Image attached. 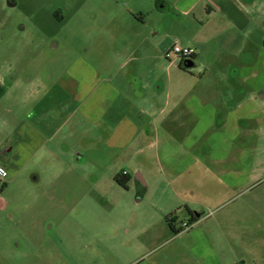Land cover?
<instances>
[{
	"label": "rangeland",
	"instance_id": "1",
	"mask_svg": "<svg viewBox=\"0 0 264 264\" xmlns=\"http://www.w3.org/2000/svg\"><path fill=\"white\" fill-rule=\"evenodd\" d=\"M5 1L0 0V78L8 90H0V162L8 176L0 190V264H159L164 254L185 249L179 239H167L163 207L153 186L137 201L134 183L128 190L112 180L124 170L133 182L142 167L158 177L156 182H165L155 146L135 154L137 146L125 149L116 144L124 139L115 136L118 131H111L112 124L131 106L117 97L111 108L115 116L101 118L95 127V115L81 117L73 110L77 100L71 96L72 78L93 81L98 71L104 77L147 75L137 81L156 91L153 78L158 76L164 94L175 70L168 64L177 58L166 59L163 53L173 40H188L202 51V59H209L203 41L211 37L210 44L219 46L225 35H209L201 29L204 17L183 15L174 0H14L12 7ZM258 6L254 39L264 49V3ZM191 69L198 74V66ZM38 78L43 82L38 96L47 91L51 96L53 124L48 130L63 124L59 141L54 138L46 150L33 155V134H24V141L11 128L15 119L36 125L38 115L31 108L37 94L31 92L29 81ZM59 95L64 108L57 106ZM148 133L149 139L162 138L160 132ZM211 133L213 142L225 138L220 131ZM235 134V142L248 156L237 185L226 183L215 163L210 168L201 162L188 164L193 168L184 177L194 191L204 189L211 197L204 208H195L207 220L196 226L195 234L225 237L228 254L236 256L250 254L252 239H258L264 253V128ZM172 150L177 157L204 152L200 146L191 149L178 143ZM175 167L183 171L187 165ZM24 235L34 239L28 241Z\"/></svg>",
	"mask_w": 264,
	"mask_h": 264
},
{
	"label": "crops",
	"instance_id": "2",
	"mask_svg": "<svg viewBox=\"0 0 264 264\" xmlns=\"http://www.w3.org/2000/svg\"><path fill=\"white\" fill-rule=\"evenodd\" d=\"M5 2L9 7L15 3L14 0ZM173 3L177 10L183 12V15L204 17L205 21L201 29L204 28L202 30L209 35L221 32L220 34L225 35L224 43H220L219 46L211 45L208 40L211 37L205 39L204 54L206 56L210 54V56L209 59H202V51L195 45L190 44L188 40L184 44L179 42L184 46L193 47L195 54L189 58L192 60L190 66H187L190 64L186 61L188 59L177 58L169 62L168 68L175 70L174 76H170L171 81L168 82L164 94L161 91L163 84L160 83L158 76L153 79L156 82V89L160 91H149L146 81V83L137 81L148 77L147 75L140 77L135 74L133 78H125L112 73L104 77L98 71L93 81L76 75L72 78L75 89L71 96L77 100V106L73 110L81 117L95 115L97 121L94 122V126L96 127L101 118L107 115L115 116L111 108L117 97L125 99L131 109L126 114L123 113L125 116L121 119L122 124L120 120L117 124H112L111 128V131H118L116 137L124 139L122 143L116 144H120L118 146L125 149L137 146L135 154H141L148 148L156 147L158 162L162 161L164 164L160 172L165 182L164 180L156 182L158 177L151 171L146 172L142 167L135 173L133 182L128 172L123 173L124 170L112 175V180L116 182L115 176H120L125 180L126 187L123 188L128 190L134 183L135 190L139 194L137 201L143 199L150 187L153 186L152 188L155 189L157 201L163 207L160 212L164 215L167 239H179L185 244V249H176L164 254L165 262L169 261V264H264V253H260L262 243L258 239H252L253 251L250 254L248 252L236 256L228 254L225 237L204 233L195 234L196 226L207 223V220L199 217L195 208L197 206L204 208L211 197L207 196L208 193L204 189L194 191L189 178L184 177L193 168L188 164L201 162L210 168V164L215 163L214 169L225 177L226 183L228 182L231 187L237 185L235 180L248 156H244V149H240L241 145L238 146L233 137L238 131L254 130L261 126L264 128L262 125L264 122V49L254 39L255 18L259 15L254 11L258 12V4L264 3V0H174ZM214 51L216 52L212 54ZM194 66H198L197 75H194L191 69ZM35 80L29 82H32L31 92L34 96L37 94L33 97L36 102L31 108L35 115H38L36 125L28 124L27 126V121L15 119L11 128V133L23 137L21 140L24 141H26L24 134H33L32 136L36 139L33 155L43 149L46 150L51 141L57 138V132H60L63 124L55 125L52 131L48 130L53 124L50 91L43 92V95L39 97L38 94L43 89L39 84L43 82L40 78ZM0 90H3L2 93L8 90L5 89L3 78H0ZM58 98L57 106L64 108L60 95ZM149 130H154L157 134L162 133V138H158L157 135L155 139H149ZM213 131H220L225 138L220 142H213L211 133ZM58 139L54 141L57 142ZM117 139L111 141L116 142ZM176 143L186 144L191 149L200 146L207 153L203 152L199 156L187 154L177 157L172 154ZM213 147L217 148L216 152H212ZM13 156H16V152ZM177 163H186L187 167L183 171L182 169L178 171L175 167ZM38 178V175L33 177L34 180ZM180 211L184 212L182 217L177 215ZM183 221H187L190 227L182 228ZM184 230L187 233L181 234ZM24 237L28 241L34 239L29 235ZM235 242L236 245L244 246L241 240L239 242L235 240ZM14 248L20 253L18 242H15ZM164 261H159V264H165Z\"/></svg>",
	"mask_w": 264,
	"mask_h": 264
},
{
	"label": "built area",
	"instance_id": "3",
	"mask_svg": "<svg viewBox=\"0 0 264 264\" xmlns=\"http://www.w3.org/2000/svg\"><path fill=\"white\" fill-rule=\"evenodd\" d=\"M195 54V49L190 46H184L180 44L177 40L173 42L166 48L163 53L164 58L170 59L172 56L179 59H189ZM125 173V172H123ZM8 172L4 165L0 162V190L6 183ZM181 227L184 229L189 228V223L187 221L181 222Z\"/></svg>",
	"mask_w": 264,
	"mask_h": 264
},
{
	"label": "trees",
	"instance_id": "4",
	"mask_svg": "<svg viewBox=\"0 0 264 264\" xmlns=\"http://www.w3.org/2000/svg\"><path fill=\"white\" fill-rule=\"evenodd\" d=\"M193 57V56H192ZM191 57V58H192ZM115 181L122 187H126L125 180L121 179L120 176H115ZM168 217V216H167ZM173 232H177L176 230H173Z\"/></svg>",
	"mask_w": 264,
	"mask_h": 264
},
{
	"label": "water",
	"instance_id": "5",
	"mask_svg": "<svg viewBox=\"0 0 264 264\" xmlns=\"http://www.w3.org/2000/svg\"><path fill=\"white\" fill-rule=\"evenodd\" d=\"M188 63H190V64H187V66H190L191 64H192V60L191 59H188V60H186ZM196 216H198V214L196 213Z\"/></svg>",
	"mask_w": 264,
	"mask_h": 264
}]
</instances>
